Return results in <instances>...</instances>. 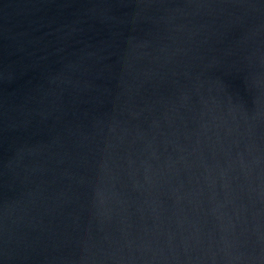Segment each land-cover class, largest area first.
<instances>
[{"label":"water","instance_id":"1","mask_svg":"<svg viewBox=\"0 0 264 264\" xmlns=\"http://www.w3.org/2000/svg\"><path fill=\"white\" fill-rule=\"evenodd\" d=\"M0 264H264V0H0Z\"/></svg>","mask_w":264,"mask_h":264}]
</instances>
